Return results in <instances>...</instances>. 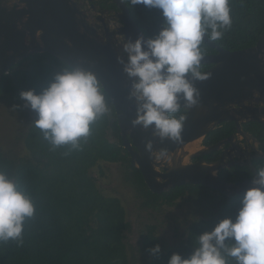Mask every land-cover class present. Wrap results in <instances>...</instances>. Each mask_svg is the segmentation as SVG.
Listing matches in <instances>:
<instances>
[{
	"label": "clouds",
	"instance_id": "9594fccd",
	"mask_svg": "<svg viewBox=\"0 0 264 264\" xmlns=\"http://www.w3.org/2000/svg\"><path fill=\"white\" fill-rule=\"evenodd\" d=\"M126 5L155 10L159 27L150 36L120 38L116 63L135 103L132 126L150 132L145 144L156 160H167V148L154 140L183 143L187 113L200 102L196 82L209 78L202 60L205 38L219 42L233 25L232 0H124ZM32 126L50 150L81 151L94 129L113 109L107 89L83 60L60 61L35 87L19 92ZM19 107V106H17ZM36 202L19 174L0 165V245L22 243L25 226L36 215ZM159 258L160 244L147 249ZM167 264H264V155L253 165L250 183L234 212L209 230L192 236L187 254L173 252Z\"/></svg>",
	"mask_w": 264,
	"mask_h": 264
},
{
	"label": "trees",
	"instance_id": "16d2710c",
	"mask_svg": "<svg viewBox=\"0 0 264 264\" xmlns=\"http://www.w3.org/2000/svg\"><path fill=\"white\" fill-rule=\"evenodd\" d=\"M77 2L81 0H76ZM101 7L115 8L111 0H83ZM124 4V0H121ZM142 34L152 35L159 27L155 10L126 5ZM233 25L225 38L213 42L224 50L235 52L253 47L264 33V0H232ZM205 56L216 51L206 44ZM48 54L29 56L13 66L0 79V98H13L21 90L37 86L59 65ZM204 70L212 67L202 65ZM241 129L254 137L264 152V127L256 122L244 123ZM236 133L234 123H223L202 140L211 146ZM25 156H9L0 151V165L10 173L19 174L28 186L35 202L36 215L28 221L22 243L0 245V264H128L124 239L130 223L120 201L104 196L98 180L90 170L101 164L118 165L124 182L132 189L143 208L158 212L182 201L193 206L194 212L184 229V239L169 249H162L159 258L147 252L161 242L155 226H146L141 249L149 264H167L173 252L187 255L192 248V236L209 230L219 219L234 212L239 195L225 197L203 186H179L161 195L152 194L141 173L130 165V157L122 147L114 108L94 129L81 151L65 154V149L50 150L39 130L32 125L23 142ZM219 152L204 157L207 162L218 159ZM260 162L255 160L252 165ZM250 170L244 166L224 168L220 178L235 184L248 180ZM162 248V245H161Z\"/></svg>",
	"mask_w": 264,
	"mask_h": 264
},
{
	"label": "water",
	"instance_id": "95a60500",
	"mask_svg": "<svg viewBox=\"0 0 264 264\" xmlns=\"http://www.w3.org/2000/svg\"><path fill=\"white\" fill-rule=\"evenodd\" d=\"M117 7L115 17L122 23L118 32L123 38L135 39L142 34L121 0H111ZM94 10V7H91ZM76 0H0V79L16 64L32 55L48 54L73 63L83 60L93 67L104 83L113 104L122 147L130 157L152 194L161 195L179 186H203L225 197L242 194L250 179L228 184L219 173L228 165L226 153L234 150L237 138L252 150L242 165L250 171L251 160H261L260 143L241 129V124L256 122L264 127V33L248 49L230 52L205 38V44L216 54L204 56L202 65L210 64L209 78L196 82L200 102L187 113L183 143H161L155 139L154 149L167 148V160H156L157 153L146 150L153 139L150 132L133 127L135 103L128 98V88L116 63L118 51L97 35L89 16ZM234 123L236 133L196 152L187 147L201 141L223 123ZM223 150L218 160L207 162L205 156ZM238 158V156H236ZM186 161H191L187 164ZM195 161V162H194ZM239 163L236 162V165Z\"/></svg>",
	"mask_w": 264,
	"mask_h": 264
},
{
	"label": "rangeland",
	"instance_id": "374dc122",
	"mask_svg": "<svg viewBox=\"0 0 264 264\" xmlns=\"http://www.w3.org/2000/svg\"><path fill=\"white\" fill-rule=\"evenodd\" d=\"M78 4L82 10L89 9L86 1L81 0ZM33 119L34 115L23 108L19 95L0 98V151L3 154L13 157L26 155L23 142ZM196 143L194 150L202 146L201 141ZM185 163L189 164L191 161ZM100 166L103 175L98 167L91 169L90 175L98 180V188L104 196L120 201L130 223V231L123 242L128 264H149V257L141 249L146 226L156 227L162 249L172 248L184 239V229L194 212L191 204L182 201L158 212L143 208L132 189L124 182L120 166L101 163Z\"/></svg>",
	"mask_w": 264,
	"mask_h": 264
},
{
	"label": "flooded vegetation",
	"instance_id": "af4514ba",
	"mask_svg": "<svg viewBox=\"0 0 264 264\" xmlns=\"http://www.w3.org/2000/svg\"><path fill=\"white\" fill-rule=\"evenodd\" d=\"M87 5L90 9L88 14L90 16L91 23L95 27L99 38L103 42H108L115 50L119 52L120 38L123 36L120 35V33L118 32V29L121 28L122 23L115 17V13L118 12L117 7H101L99 5H94L90 2H87ZM92 6L94 7V10H91ZM261 145L262 144L257 145L256 149L261 151ZM227 148L228 146H225L219 151V157L221 152ZM252 153L253 152L250 148V145L244 144L243 140L237 138V140H235L234 142V150L226 153L225 163L226 165H228L227 168L233 166H243L242 163H244L246 156H250ZM236 156H238V158H236ZM253 161L255 160H251V164ZM236 162H238L239 164L236 165Z\"/></svg>",
	"mask_w": 264,
	"mask_h": 264
},
{
	"label": "bare ground",
	"instance_id": "6f19581e",
	"mask_svg": "<svg viewBox=\"0 0 264 264\" xmlns=\"http://www.w3.org/2000/svg\"><path fill=\"white\" fill-rule=\"evenodd\" d=\"M195 144H197V143H193V144H191V145H189L186 149H187V151L188 152H196V151H198L197 149L196 150H194V145ZM196 148V147H195Z\"/></svg>",
	"mask_w": 264,
	"mask_h": 264
}]
</instances>
